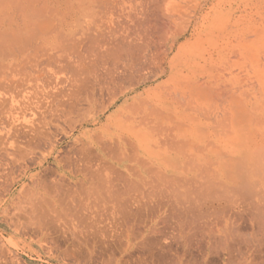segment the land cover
<instances>
[{"label":"rangeland","instance_id":"1","mask_svg":"<svg viewBox=\"0 0 264 264\" xmlns=\"http://www.w3.org/2000/svg\"><path fill=\"white\" fill-rule=\"evenodd\" d=\"M61 1L67 4L61 9L76 5ZM155 1L98 2L90 17L74 23L69 40L59 43L70 51L67 61L43 58L45 76L40 80L38 73L12 91L14 99L0 90V264H264V197H258L264 193H257L264 186V0ZM167 4L181 21L175 38L183 46L169 52L165 65L151 13L159 17ZM54 6L48 18L57 28L47 27L64 37L62 12ZM144 25L154 29L157 61L142 68L149 73L137 77L141 84L133 100L123 106L117 101L99 114L101 104L130 87L123 80L130 73L109 64L110 55L106 60L96 51L90 57L89 47H114L120 42L112 44L114 37L125 34L124 47L139 45L141 34L139 42L148 41ZM20 40L15 50L27 39ZM116 47L111 51L124 52ZM73 50L89 56L81 69L73 65ZM102 81L113 88L104 84L100 90ZM84 116L95 123L81 127ZM255 148L249 187V177L242 181L241 175L252 170L233 151L251 154ZM124 153L123 161L113 155ZM30 200L37 201L32 208ZM27 211L38 219L29 212L27 219Z\"/></svg>","mask_w":264,"mask_h":264},{"label":"bare ground","instance_id":"2","mask_svg":"<svg viewBox=\"0 0 264 264\" xmlns=\"http://www.w3.org/2000/svg\"><path fill=\"white\" fill-rule=\"evenodd\" d=\"M1 1V0H0ZM76 1V5H72V10H71V8H70V10H67L66 9V7H64L63 9H61V8H59V7H62V6H65V5H67V4H64L63 3V1H61V0H11L10 2H9V0L7 1V0H2V2H0V4L2 3V4H4V7H2L3 5H1L0 6V10H2V8L3 9H5V11H3L2 10V12L0 11V41L2 42V41H4V43L2 42H0L1 44V47H0V49L4 46V48H2V53H0V60H1V58H2V60H4V62L2 63L3 65L2 66H4L5 67V70L3 71V73H1V71H0V90L2 89L3 91H6L8 94L9 93H11L12 91L13 92H16L17 91V89H18V87L20 86V88H21V86L26 82L27 84H24V86H28L29 84V82H31V80L33 79V78H36V76H37V74L38 73H40L41 72V70H43L42 68H40V66H41V64L43 63L44 64V62H43V58L45 59V61H46V59H47V61H49V63H50V60H53V59H60V58H62V60H66V56H64V54L66 53V55H68L67 54V51H69L68 49H67V51L63 48V47H61L62 46V39L64 40L65 38L67 39V37H70V35H71V29H72V27L74 26V23L75 22H77L78 21V19L79 18H82V17H90L92 14H93V12H95L97 9H96V7H97V3L98 2H100L101 1V3H100V5H102V0H75ZM151 1H155V0H151ZM157 1V0H156ZM156 1H155V4H157L156 3ZM5 2H8V3H5ZM12 2V3H11ZM152 2V3H153ZM66 3V2H65ZM158 3H160V1L158 2ZM162 3V2H161ZM7 4V5H6ZM64 4V5H63ZM99 4V3H98ZM48 5H50V6H57L56 7V9H58V10H61L60 12H62V17L60 16L58 19H60V26L62 27V31H63V29L65 28V32H64V37L63 36H60L57 32H59V31H57V32H55V31H53V30H50L51 29V27H47L48 26V24L51 22V20H49V16L48 15H50V14H48V12H49V8L48 7H50V6H48ZM54 6V7H55ZM164 6V5H163ZM170 5L169 4H167V7L166 8H164L163 7V9H161V10H164V11H162L163 12V14L161 13H159V12H157V13H159L160 15H158L159 17H157L156 16V13H154V11H153V13H151V14H153V15H151L153 18H151V19H153L152 21H154L153 23H156V27L155 26H152V24L153 23H151V25L149 24V27L150 26H152V27H155V28H157V29H155V31L156 30H158L157 32H159V34L157 35V37H154V38H158V42L159 43H157L158 44V46L156 47L155 45H157V44H155L154 45V42L152 41L153 39V36H155L154 34V29L152 28L151 30H147V26L146 25H144L146 28H145V30H146V35H144V36H142V37H145V39H148V41H144V42H139V39H140V41H142V40H144L143 38H141V35L140 36H138V44L140 45L141 44V46H139V45H135V46H133V47H131V45L130 44H128V43H126V45H125V47H124V45H123V43H125V40L127 39V37H126V34L124 35V36H121V37H119L118 39L116 38V36L114 37V40H113V36L112 37H110V38H112L111 40H113L112 41V44H114L113 42H115V40L117 41V40H119L120 42H115V46L114 47H112V45H107V43H103L102 42V45L101 44H98V46L99 47H101V46H104L103 48H102V50L97 46V50H95L96 48H94L93 49V46L92 47H89L90 49H92V50H90V51H88V52H90L89 53V55H90V57L92 56L93 57V55L94 54H97L98 52H100V53H98V55H99V57L101 58V57H106L107 58V56L108 55H110V56H108V57H113L112 58V60L110 59V58H108V59H106V58H104V59H106V60H109L110 59V63H109V61H107L109 64H111V65H113V67L114 66H116V67H114V68H116V70L118 71V67H117V65H121L122 66V68H121V70H123V72H124V70L127 72V71H129V73H130V75H129V73H128V75H129V78H131L130 79V82H129V78L127 79V78H124L123 80H125V82H127V83H130V87H127L128 89H124V88H120L122 91L117 95V96H115L114 94L116 93L117 94V92H115L113 95L115 96V97H112L113 95H112V85H110V83H109V85L107 84H105L104 82L105 81H102V85H101V82H99V84L101 85V86H99V84H98V86H99V89L101 90V88H104V87H102V86H104V84H105V88L106 87H112L111 88V92H110V96L112 97V99H110L109 100V98H108V103L106 102V105H104L103 107H102V104H101V110L99 109V111H100V113L99 114H101V113H103L106 109H108V108H110V107H112V106H114L115 104H116V102L117 101H121V100H123V102H121V105L123 106L124 105V103L127 101V100H129V99H134L135 97H136V92H137V89L140 87V84H141V82H139L138 80L140 79V80H142V79H144L145 77V75L143 76L144 78H142L141 76V73L142 74H145L146 72L144 71V73L142 72L143 71V69L142 68H144V67H146V66H152V65H149V64H151L150 62H155V58H154V53H156L155 51L154 52H152V47H156L158 50L160 49L161 51L160 52H158V53H161L160 55V63H164L165 65L167 64V63H169V60H170V58L168 57V54H169V52L173 49V48H176V50L177 51H179V49L183 46V43H180L179 45H177L176 46V41H177V39L175 38L176 37V35H177V33H176V30L177 29H175V26H176V24L178 23V24H180V22H178V21H176L177 20V14L176 13H174L173 11L174 10H172V9H170V7H169ZM7 7V8H6ZM169 7V8H168ZM51 8H53V7H51ZM152 8V7H151ZM157 10H158V8H157ZM156 9H155V11H157ZM72 11H73V14L71 15V13H72ZM98 12V11H97ZM52 15V14H51ZM54 15V14H53ZM161 15H163L162 16V19H161ZM55 17L57 16V15H54ZM80 20V19H79ZM94 20V19H93ZM148 20V19H147ZM150 20V19H149ZM53 22H54V20H52ZM82 21V20H81ZM79 22V21H78ZM143 22V21H142ZM147 22V21H146ZM149 22H151V21H149ZM144 23V22H143ZM183 23V22H182ZM51 25H52V23H50ZM50 24H49V26H50ZM55 24V23H54ZM52 25V27L53 26H55V25ZM85 24V23H84ZM83 24V25H84ZM57 25V24H56ZM81 25V24H80ZM153 25H155V24H153ZM183 25H187V22H185V24L183 23ZM182 25V26H183ZM63 26H64V28H63ZM143 26V27H144ZM180 25H177V27H179ZM182 26H180V28L182 27ZM227 26V25H226ZM85 27V26H84ZM176 27V28H177ZM48 28V29H47ZM53 28H57V27H53ZM140 28V27H139ZM178 29V30H181V29ZM184 28V27H183ZM86 29V28H85ZM134 28H132V31H134L133 30ZM140 29H143V28H140ZM185 29H187L186 27H185ZM184 29V30H185ZM213 29H214V27H213ZM61 30V29H60ZM88 30H89V28H88ZM130 30V29H129ZM135 32V31H134ZM153 32V33H152ZM77 33V32H76ZM126 33V32H125ZM133 33V32H132ZM143 33V32H142ZM73 34H75V33H73ZM107 34V33H106ZM105 34V35H106ZM135 34V33H134ZM145 34V33H144ZM195 34V33H194ZM152 35V36H151ZM67 36V37H66ZM119 35H117V37H118ZM127 36H128V34H127ZM11 37V38H10ZM109 37V36H108ZM130 38V36L128 37V39ZM136 38V37H135ZM26 40V42H23L24 44L22 45V46H20V48H17V50H15L14 49V47H12L13 45H16L18 42H19V40ZM80 39V38H79ZM92 39V38H91ZM137 39V38H136ZM136 39H133V41H135ZM142 39V40H141ZM5 40H6V42H5ZM21 40H20V42H21ZM32 41V43H34V44H32L31 45V43L29 42V43H27V41ZM67 40H69V39H67ZM67 40H64V41H67ZM94 40V39H93ZM92 40V41H93ZM7 41H10L9 43L10 44H8L7 43ZM16 41H18V42H16ZM73 41V40H72ZM78 41V40H77ZM129 41H130V39H129ZM16 44H15V43ZM61 42V46H60V43ZM81 42V41H80ZM100 42V41H99ZM98 42V43H99ZM66 43V42H65ZM74 43H77V42H75V40H74ZM73 43V44H74ZM120 43V44H119ZM134 44L136 43L137 44V42H133ZM156 43V42H155ZM8 44V45H7ZM31 45V48H29V49H27L26 48V45ZM58 44H59V46H58ZM78 44V43H77ZM95 44L97 45V43L95 42ZM106 44V45H105ZM121 46V44L123 45V46H119V45ZM11 45V46H10ZM34 45V46H33ZM72 45V44H71ZM79 45V44H78ZM116 45H118L117 47H116ZM7 46V47H6ZM74 46V45H73ZM108 46H111V47H108ZM138 48H137V47ZM5 47L7 48V50L5 51ZM30 47V46H29ZM82 47V46H81ZM121 48V49H118V50H122V51H124V52H121L120 51V53H122V55L118 52L117 54L116 53H114V51H111V48ZM26 48V49H25ZM41 48H43V49H41ZM72 48V47H71ZM70 48V49H71ZM83 48V47H82ZM81 49V48H80ZM79 49V50H80ZM84 49H85V47H84ZM116 49V50H117ZM78 50V51H79ZM82 50V49H81ZM94 50V51H93ZM101 50V51H100ZM58 51H60V53H56V52H58ZM77 51V52H78ZM96 51H98V52H96ZM136 51H139V52H137L136 53ZM174 51V50H173ZM176 51V52H177ZM70 52V51H69ZM76 51L75 50H73V53L72 54H74ZM76 52V54H74V60L73 61H75L74 62V67H76V68H78V67H80V69L81 68H83L82 66H85L84 64H85V61H84V59H86V58H88V57H84L85 55L83 54V53H77ZM87 52V53H88ZM91 52H92V54L93 55H91ZM95 52V53H94ZM175 52V53H176ZM124 53V54H123ZM136 53V54H135ZM163 53V54H162ZM86 54V53H85ZM105 54H107L106 56H105ZM84 55V56H83ZM151 55H153V56H151ZM157 54H155V56H156ZM177 55V54H176ZM63 57H65V58H63ZM68 57V56H67ZM72 57V56H71ZM154 58V60H153V58ZM156 57H158V56H156ZM94 58V57H93ZM96 58V57H95ZM168 58H169V60H168ZM83 59V60H82ZM98 59V58H97ZM158 59V58H157ZM93 60V59H92ZM159 60V59H158ZM172 60V59H171ZM67 61V60H66ZM72 61V62H73ZM84 61V63H81V62H83ZM102 62L104 61L103 59L101 60ZM157 61V60H156ZM201 61V60H200ZM52 62V61H51ZM53 62H54V60H53ZM58 62H59V60H58ZM95 62V61H94ZM99 62V61H98ZM106 61L104 62V63H106V64H108ZM158 62V63H159ZM172 62V61H171ZM67 63H69V62H67ZM77 64V66L78 65H80V63H81V65L80 66H76V64ZM91 63L92 62H90V64H88V65H91ZM157 63V62H156ZM157 63V64H158ZM159 63V64H160ZM43 64H42V66H43ZM45 64H46V62H45ZM62 65H63V63H61ZM93 64V63H92ZM103 64V63H102ZM106 64H104V65H106ZM158 64V65H159ZM0 65H1V62H0ZM48 65V64H47ZM49 65H51V64H49ZM68 65V64H67ZM66 65V66H67ZM95 65V64H94ZM103 65V66H104ZM27 67H28V70H27ZM46 67V66H45ZM70 67V66H69ZM92 67V66H91ZM106 67V66H105ZM112 67V69L113 70H115L114 68ZM0 68H2V67H0ZM62 68V67H61ZM68 68V67H67ZM75 68V70H76V72H78L77 71V69ZM92 68H94V67H92ZM107 68H108V66H107ZM107 68H106V70H107ZM160 68V67H159ZM80 69H79V71H80ZM103 69V68H102ZM110 70V74L112 73V72H115V71H112L111 70V68H109ZM161 69V68H160ZM163 69V68H162ZM89 70V69H88ZM140 70H141V72H140ZM144 70H147V69H144ZM150 70V69H149ZM87 71V70H86ZM109 71H107V74H109ZM148 71V70H147ZM162 71V70H161ZM164 71V70H163ZM106 72V71H105ZM122 72V73H123ZM36 75H35V74ZM41 73H43L44 74V71L43 72H41ZM40 73V74H41ZM119 73V72H118ZM137 73H139L140 75H137ZM149 73V72H148ZM148 73H146V75L148 74ZM121 74V73H120ZM152 74H154V73H152ZM162 74V73H161ZM39 75V74H38ZM76 75H78V74H76ZM113 75V74H112ZM110 76L109 75V77H105V75H104V77H105V79H107L106 81L107 82H109V80L110 79H112V78H114L115 76V74L113 75V76ZM118 75V74H117ZM125 75V74H124ZM127 75V74H126ZM127 75V76H128ZM40 76V75H39ZM39 76H37V79H38V77ZM45 76V75H44ZM44 76H42V74H41V76H40V80L44 77ZM126 76V77H127ZM151 76V75H150ZM168 76V75H167ZM78 77H79V75H78ZM82 77V76H81ZM111 77V78H110ZM117 77V76H116ZM139 77H141V78H138ZM146 77H148V76H146ZM152 77H154V76H152ZM108 78H110V79H108ZM37 79H35V81L36 82H38V80ZM102 79H104V78H102ZM148 79V78H147ZM28 80H30V81H28ZM122 80V79H121ZM122 80V81H123ZM149 80V79H148ZM32 81H34V80H32ZM75 81V80H74ZM73 81V82H74ZM117 81V80H116ZM144 81V80H143ZM142 81V82H143ZM106 82V83H107ZM111 82H113V83H115V81L114 80H112ZM121 82V81H120ZM119 82V83H120ZM124 82V81H123ZM147 82V81H146ZM32 83V82H31ZM39 83V82H38ZM118 83V82H117ZM197 83V82H196ZM33 84H35V82H33ZM112 84V83H111ZM121 84V83H120ZM125 84V83H124ZM199 84V83H198ZM74 85V84H73ZM126 85V84H125ZM127 85H129V84H127ZM35 86H36V84H35ZM41 86H43V85H41ZM119 86H121V85H119ZM198 86H200V85H198ZM206 86V85H205ZM209 86V85H208ZM32 87V86H31ZM123 87V86H122ZM23 89H24V87H22ZM169 88V87H168ZM206 88V87H205ZM209 88V87H208ZM22 89V90H23ZM26 89V88H25ZM115 89V88H114ZM117 89V88H116ZM212 89V88H211ZM215 89V88H214ZM219 89V88H218ZM1 90V91H2ZM21 90V89H20ZM21 90V91H22ZM103 90V89H102ZM216 90V89H215ZM0 91V92H1ZM23 91H25V90H23ZM23 91L21 92V93H23ZM108 91V90H107ZM118 91H119V89H118ZM206 91V90H205ZM208 91H209V89H208ZM103 92V91H102ZM101 92V93H102ZM109 92V91H108ZM108 92H107V94H108ZM171 92V91H170ZM221 92H223L222 90H221ZM5 92H2V94H4ZM6 93V94H7ZM21 93H20V95H21ZM130 93H133V95L132 96H130V95H128V94H130ZM177 93V92H176ZM212 93H214L213 91L210 93V94H212ZM1 93H0V95H2ZM5 94V95H6ZM7 94V95H8ZM12 94L13 93H11L10 95H11V97H12V99H14L13 98V96H12ZM105 94H106V90H105ZM215 94V93H214ZM214 94H212V95H214ZM217 94V93H216ZM219 94H221V93H218L217 95H219ZM6 95V96H7ZM9 95V96H10ZM14 95V94H13ZM93 95V94H92ZM109 96V97H110ZM210 96V95H209ZM220 96V95H219ZM222 96V95H221ZM3 99H4V95L3 96H1ZM10 97V98H11ZM88 97H90L91 98V95L89 96H87V97H85V98H88ZM93 97H94V95H93ZM170 97H171V95H170ZM174 97H175V95H174ZM212 97V96H211ZM7 98H8V96H7ZM176 98V97H175ZM11 99V100H12ZM89 99V98H88ZM87 99V100H88ZM94 99H95V97H94ZM180 99V98H179ZM182 99V98H181ZM10 100V99H9ZM10 100V101H11ZM85 100V99H84ZM91 100V99H90ZM3 101V100H2ZM84 102V101H83ZM85 102H87V101H85ZM89 102H91L92 103V101H89ZM94 102H96V101H94ZM102 103V102H101ZM129 103V102H128ZM134 103V102H133ZM87 104H89V103H87ZM95 104V103H94ZM146 104L148 105L149 103L148 102H146ZM145 104V105H146ZM130 105H133L134 106V104H129V106ZM150 105H148V107H149ZM95 107V106H94ZM137 107V106H136ZM147 107V108H148ZM152 107V106H151ZM187 107V106H186ZM97 108H99V107H97ZM138 108V107H137ZM150 108V107H149ZM161 108H164L163 107V105H161ZM210 108V107H209ZM135 110L136 108H132V110ZM153 109H155V108H153ZM152 109V110H153ZM187 109V108H186ZM199 109V108H198ZM202 109H203V107H202ZM131 110V111H132ZM151 110V109H150ZM204 110V112H205V109H203ZM63 111V110H62ZM130 111V112H131ZM148 111V110H147ZM160 111V110H159ZM245 111V110H244ZM85 112H88V111H85ZM133 112V111H132ZM150 112H152V111H150ZM149 112V113H150ZM151 114V113H150ZM160 114V113H159ZM89 115V114H88ZM168 115V114H167ZM144 116V115H143ZM86 116H84V118L80 121V126L82 127L83 125L85 126V125H91V124H94L95 123V118H91V116H90V118L91 119H89V118H85ZM93 117V116H92ZM98 117V116H97ZM141 117V116H140ZM140 117H139V119H138V121L140 120ZM144 117H146V115L144 116ZM145 119V118H144ZM151 121V120H150ZM138 124H139V122H138ZM181 124H182V122H181ZM183 125V124H182ZM175 126V125H174ZM187 126V125H186ZM33 129V128H32ZM169 129H170V127H169ZM169 129H167V130H169ZM159 130H161V129H159ZM32 131V130H31ZM35 131H37V129L35 130ZM171 134V133H170ZM36 135H38V134H36ZM169 135V134H168ZM166 136V135H165ZM170 136H172V134L170 135ZM33 137V136H32ZM121 138H123V137H121ZM113 139V138H112ZM107 140V139H106ZM115 140V142H116V139H114ZM125 140V139H124ZM169 140V139H168ZM170 141V140H169ZM177 141V140H176ZM124 142H122L121 140H119L118 139V146H121L122 144H123ZM100 144H101V142H100ZM256 144V143H255ZM131 145V144H130ZM101 147L103 146V145H100ZM105 146V145H104ZM111 146V145H110ZM107 147V146H106ZM105 147V148H106ZM131 147V146H130ZM250 147L251 146H249L247 149H249L250 150ZM256 147V146H255ZM259 147V146H258ZM108 148H109V144H108ZM177 148V147H176ZM252 148V147H251ZM107 149V148H106ZM246 149V150H247ZM103 150V149H102ZM245 150V151H246ZM253 150V149H252ZM123 151V150H122ZM180 151V150H179ZM254 151V152H253ZM253 151H251V154L249 153V152H241V151H239V150H234L233 152L234 153H240V155H241V157L242 158H240L239 159V161H241V163H242V165L245 163L247 166H245V168L247 167V170H248V168L249 169H251V167L250 166H253V164L255 163V161H253L254 159L252 158V156L251 155H253L254 156V153H255V151H256V148L253 150ZM107 151H105L104 153H106ZM107 153H110V151L109 152H107ZM106 153V154H107ZM111 153H112V151H111ZM253 153V154H252ZM118 155H119V152L117 153ZM117 154H113V155H116V159H118V160H125L126 158H127V154H125L124 153V155H120V156H117ZM111 155V154H110ZM182 156V155H181ZM111 157H112V155H111ZM114 157V156H113ZM118 157V158H117ZM129 157V156H128ZM255 157V156H254ZM114 158V159H115ZM130 158V157H129ZM128 158V159H129ZM185 158V157H184ZM113 159V158H112ZM242 159V160H241ZM104 160V159H103ZM117 160V161H118ZM102 161V160H101ZM244 164V165H245ZM243 165V166H244ZM242 166V167H243ZM252 170V169H251ZM246 171V170H245ZM253 171V172H252ZM252 171H250V174H249V176H248V171H247V174L245 175V174H242L241 175V177L242 176H244V179H242V181L243 180H245L247 177H249L248 179H249V182H250V185H249V182L247 181V183H248V185H249V187H251V185H252V181H253V176H254V170H252ZM229 172V173H228ZM225 173H228V179L229 180H231L230 178H231V176L229 177V174H231L230 173V170H228L227 172H226V170H225ZM253 173V174H252ZM256 173V172H255ZM232 175V174H231ZM240 177V178H241ZM246 177V178H245ZM238 178H239V176H238ZM239 178V179H240ZM235 179H236V177H235ZM255 180V179H254ZM240 181H241V179H240ZM239 181V182H240ZM232 182H234V180L232 181ZM258 186H260V184L258 185ZM252 187H253V185H252ZM261 187V186H260ZM259 188V187H258ZM257 193H264V186L262 185V187H261V191L260 190H257ZM259 198H262V197H264V195H262V194H259V196H258ZM32 201L30 200V203L29 204H27L28 206H31V208H32V204L34 203V204H36L35 202H37L36 200H34L33 201V203H31ZM27 203V202H26ZM26 203H25V206H26ZM36 206V205H35ZM18 207V206H17ZM22 207V206H21ZM20 207V208H21ZM34 207V206H33ZM40 207L41 206H39V205H37V208H35L37 211H38V209H40ZM19 207L18 208H16V210L18 209H20ZM29 208V210H30V207H28ZM23 209V208H22ZM34 209V210H35ZM40 211V210H39ZM38 211V212H39ZM42 211V210H41ZM40 211V212H41ZM22 212V211H21ZM20 212V213H21ZM28 212H29V214H31L32 216H33V218H32V216H30L29 214H28ZM19 213V212H18ZM34 213V212H33ZM33 213H31V211H27L26 212V214L28 215V216H26V218L27 219H35L36 217H34V215H33ZM35 213H36V211H35ZM25 214V215H26ZM37 214V213H36ZM45 216V215H44ZM22 218H23V215L21 216ZM30 217V218H29ZM39 217V216H38ZM43 217V216H42ZM42 217H41V219H42ZM44 218V217H43ZM36 219H38V218H36ZM215 219H217L216 217H215ZM221 219H223V218H221ZM23 221H25V220H23ZM35 221V220H34ZM37 221V220H36ZM219 221H220V219H219ZM218 220L216 221V224L219 222ZM16 222H18L17 220H16ZM26 223H28L27 221H25ZM33 222V221H32ZM31 222V223H32ZM222 222V221H221ZM223 222H224V220H223ZM222 222V223H223ZM30 223V224H31ZM43 224V223H42ZM44 224H46V223H44ZM32 225V224H31ZM33 225L35 226L36 224H34V222H33ZM32 225V226H33ZM38 225V224H37ZM40 225V224H39ZM219 225V224H218ZM33 226V228H35ZM43 226V225H42ZM215 226V225H214ZM221 226V225H220ZM224 226V225H223ZM222 227V226H221ZM36 228H37V226H36ZM39 228H41V227H39ZM216 228V227H215ZM226 228V227H225ZM42 229V228H41ZM217 229H219V231H220V229L221 228H217ZM35 230V229H34ZM38 230V229H37ZM36 231V230H35ZM34 231V232H35ZM222 232V231H221ZM256 246V245H255ZM254 247V246H253ZM252 247V248H253ZM258 250V249H257ZM257 250H254L255 251V254H256V251ZM253 251V250H252ZM251 251V252H252ZM241 252V251H240ZM258 252V251H257ZM242 253V252H241ZM241 253H240V255H241ZM259 253V252H258ZM253 254V253H252ZM251 254V255H252ZM254 254V255H255ZM244 255V254H243Z\"/></svg>","mask_w":264,"mask_h":264}]
</instances>
